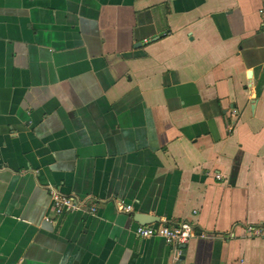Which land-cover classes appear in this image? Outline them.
<instances>
[{
	"label": "crops",
	"instance_id": "1",
	"mask_svg": "<svg viewBox=\"0 0 264 264\" xmlns=\"http://www.w3.org/2000/svg\"><path fill=\"white\" fill-rule=\"evenodd\" d=\"M259 9L0 0V264H264ZM49 187L82 205L53 216ZM159 220L203 236L175 256L134 232Z\"/></svg>",
	"mask_w": 264,
	"mask_h": 264
},
{
	"label": "built area",
	"instance_id": "2",
	"mask_svg": "<svg viewBox=\"0 0 264 264\" xmlns=\"http://www.w3.org/2000/svg\"><path fill=\"white\" fill-rule=\"evenodd\" d=\"M261 16L258 31L264 38V11L258 10ZM237 111L235 108L229 110V118L234 119ZM216 179H220L219 174H214ZM50 196V208L53 216H58L63 212H72L77 210L82 205V202L74 198L73 196H66L60 194L56 189L49 187ZM116 209L121 212H130L132 207L130 204L124 203L121 200H117ZM89 213L95 212V206L93 204L88 206ZM45 222H50L51 217L46 215L43 217ZM135 234L139 237H159L165 244L171 245L174 248V255L177 256L180 253L178 247L185 244L188 240L195 236H203L197 234L193 225L186 220H179L176 222H168L166 220H159L158 222L137 225L134 230ZM244 234L247 237H264V222L258 224H246L244 226Z\"/></svg>",
	"mask_w": 264,
	"mask_h": 264
},
{
	"label": "water",
	"instance_id": "3",
	"mask_svg": "<svg viewBox=\"0 0 264 264\" xmlns=\"http://www.w3.org/2000/svg\"><path fill=\"white\" fill-rule=\"evenodd\" d=\"M145 217H147V216H142V221H144V222H147L146 220H147V218H145Z\"/></svg>",
	"mask_w": 264,
	"mask_h": 264
}]
</instances>
